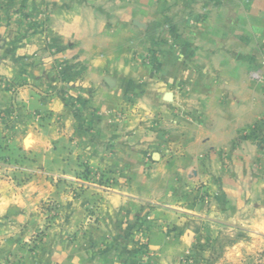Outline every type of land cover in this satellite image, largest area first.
Masks as SVG:
<instances>
[{
	"label": "crops",
	"instance_id": "obj_1",
	"mask_svg": "<svg viewBox=\"0 0 264 264\" xmlns=\"http://www.w3.org/2000/svg\"><path fill=\"white\" fill-rule=\"evenodd\" d=\"M263 247L264 0H0V264Z\"/></svg>",
	"mask_w": 264,
	"mask_h": 264
},
{
	"label": "rangeland",
	"instance_id": "obj_2",
	"mask_svg": "<svg viewBox=\"0 0 264 264\" xmlns=\"http://www.w3.org/2000/svg\"><path fill=\"white\" fill-rule=\"evenodd\" d=\"M101 176L102 175H95L92 179L95 181V183L101 187V188H108V186L105 184H102V180H101ZM24 182V181H23ZM50 219V218H48ZM40 238H42V235L40 233H37L34 235V237L31 239V243H30V247L31 249L35 248V246L38 245V242L40 240ZM244 238L242 235H238L237 239H241ZM220 240V239H218ZM228 239L226 237H224V239H221L220 241H222V243H225V241H227ZM221 243V244H222ZM30 249V250H31ZM143 253H145L146 251H142ZM224 250L223 249H211L209 251V255L207 256V260L205 264H219V260L223 257L224 255ZM18 256L15 257H11V264H25V258L24 255L22 254H16ZM237 264H264V247L261 249L260 252H255L252 253L248 251L245 252V254H243V259L240 260L239 263Z\"/></svg>",
	"mask_w": 264,
	"mask_h": 264
},
{
	"label": "built area",
	"instance_id": "obj_3",
	"mask_svg": "<svg viewBox=\"0 0 264 264\" xmlns=\"http://www.w3.org/2000/svg\"><path fill=\"white\" fill-rule=\"evenodd\" d=\"M114 117H115V119H118V120L121 118L120 115H115ZM201 197L206 202L207 196L205 194H202Z\"/></svg>",
	"mask_w": 264,
	"mask_h": 264
},
{
	"label": "trees",
	"instance_id": "obj_4",
	"mask_svg": "<svg viewBox=\"0 0 264 264\" xmlns=\"http://www.w3.org/2000/svg\"><path fill=\"white\" fill-rule=\"evenodd\" d=\"M195 257L194 256H190L189 258H188V261L189 260H192V259H194Z\"/></svg>",
	"mask_w": 264,
	"mask_h": 264
}]
</instances>
